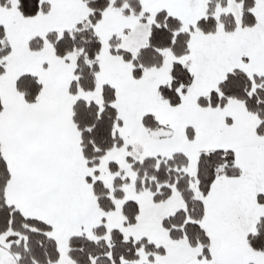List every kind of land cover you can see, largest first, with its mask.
Here are the masks:
<instances>
[{
    "label": "snow or ice",
    "instance_id": "1",
    "mask_svg": "<svg viewBox=\"0 0 264 264\" xmlns=\"http://www.w3.org/2000/svg\"><path fill=\"white\" fill-rule=\"evenodd\" d=\"M0 264H264V0H0Z\"/></svg>",
    "mask_w": 264,
    "mask_h": 264
}]
</instances>
